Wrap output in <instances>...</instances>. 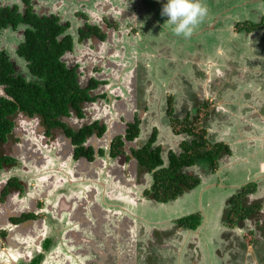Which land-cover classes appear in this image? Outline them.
<instances>
[{
    "label": "flooded vegetation",
    "instance_id": "obj_1",
    "mask_svg": "<svg viewBox=\"0 0 264 264\" xmlns=\"http://www.w3.org/2000/svg\"><path fill=\"white\" fill-rule=\"evenodd\" d=\"M86 1H89L88 5H85ZM103 1L108 2V11H103L104 9L101 7ZM138 2L139 1L136 0H0V9H16V11L22 16H24L27 9L30 8L31 12L38 17L54 16L57 18L58 23L64 27L63 32L60 34V38L69 36L71 37L72 42L71 48L65 50L61 54L60 61L64 64L65 68L74 72L75 81L78 87L77 89L87 95V98L82 99L78 103L79 112L76 108L69 106L68 114H61L56 117L64 125L50 126L39 111H33L30 113L20 107H16L13 113L6 114L5 118L11 122V128L6 133L5 139H0V203H5L12 198L20 199L24 196L29 198V193L31 191L39 187L43 188L44 186H47V183H49V176L55 175L56 173L70 180L72 176L69 172L75 168V165H77L79 161L85 160L88 163L98 164L95 169L99 168V170H101V180L103 185L99 186V188H101V195L99 194L98 196L100 197V200L106 203L105 200L107 195L105 192H102V189L106 186L108 187L107 190L109 195L113 198L110 201L107 200L109 206H112L111 208L115 209L118 207L120 208L121 205L130 204V202H128V200L126 201L127 198L123 197L121 192H117V194L114 195L113 188L109 185L111 180L115 181L113 178L117 176V173L114 172H117L118 168L122 174H124L125 171L126 174L131 172L130 168L124 170L122 163L124 160L122 159L123 156L125 157L126 155H130L137 160V163L143 168L144 174L149 173L151 175L150 179L146 174L145 182L141 183L143 189L141 190L140 197L146 195L148 199L154 202L167 204L180 198L186 191L193 189L184 187V190L174 199L165 202L156 200L152 193L153 185L155 183L154 172L157 168L148 169L146 164L142 163L140 159V157H142V150L149 143L150 150L158 148L154 146L156 133L153 132L147 143L140 149L137 148L138 145L135 142V139L139 136L141 130V122L138 112L143 106V95L135 93L129 89L127 78L122 77L120 69L118 66H115L116 63L122 64L124 72H126L128 71V65L132 61L131 58L133 57L134 52L131 51L128 53V47L126 50L125 44L126 40L129 38L128 36H130V28L135 29V26H137L139 29L140 25L137 22L134 23L135 20L126 23V20H124L121 15V7H128L131 3L145 7L141 1L140 3ZM244 5V3L241 4V6ZM150 11L152 12V10H149V12ZM152 15L155 20L156 18H154L153 13ZM158 20L161 22L160 24L158 22V26L164 27L162 20ZM31 26V23L21 20L15 26H12V22H7L6 26L0 27V70L1 67H3L6 70L5 75L10 79L18 80L23 78L26 83L35 82L36 84L41 85V76L32 71L30 61L26 59L21 51V45L24 44L26 40V29ZM116 27L119 28V30H117ZM130 32L132 36L138 35V31L136 32V30ZM167 32L171 33L169 30ZM258 32V30H255V33L253 34H257ZM127 34L128 36H126ZM117 38H121V41H117ZM115 41L119 43L121 42V45L116 48L120 50L122 46L124 49L119 57L115 54H110L109 45L111 44L113 46L114 43L116 44ZM218 42L219 41H215L214 44H217ZM132 48H135V46H132ZM212 55H215V53L204 58L203 63H208L215 68V65L219 63L215 60L216 57L219 61L222 60V57L217 54L215 55L216 57L213 58ZM151 60L150 65L147 64L148 69L151 71V78L149 76L148 80H152L159 85L162 77L157 76V73L162 64H160L161 61H159L156 56L151 58ZM224 62L230 65H228L229 67L227 69H224V65L222 74H220V72L211 73L204 71L201 73V77L196 79L199 83L198 87H201L204 92H200L199 96L195 97L194 104L195 107H198L194 110L196 115L190 116L191 118L201 119L202 122L208 119V121L211 122L214 118L217 119L216 111L224 110L230 106L237 112L243 110L242 114H244L245 109L239 107L240 104H242V106L245 105L247 100L257 105L260 109H263L264 95H260L261 93L257 95L256 93H253L252 90L248 89V87L247 89H244L245 87L242 85H246V82L255 83L261 88H264V74H259L256 71L258 70L257 68L251 70H246V68L243 69V67L236 65L231 57L224 60L222 63ZM203 66L204 64L202 67ZM238 67H240V69ZM0 74L2 73L0 72ZM243 76L244 78H242ZM241 79L243 80L241 81ZM10 85L11 84L0 82V98L14 102L15 100L13 97L7 92V88H9ZM164 86L165 85H161V88L164 90L162 93L165 96L166 88H163ZM43 87H45L44 84ZM212 91L217 100L222 99L224 102L219 105L216 104L217 100L215 98L208 97V92ZM120 100L126 103L127 110L131 113L129 118L127 117L128 111L126 113V110L120 108V105L116 102ZM201 112H203L202 116L199 114ZM121 119H124L125 124ZM192 119L191 121L188 119L186 122L178 126L176 125L178 130L185 131V128L192 127L197 134H202V139L206 141L207 148H209L213 144L209 143L206 138V129L205 131L202 130L204 128L203 124L199 129L196 128ZM72 120H74L76 124H74ZM65 123L72 125L70 129L74 132H78L89 126L92 127V132L86 135L85 140L81 144H77L74 142L72 136L67 133ZM118 123L123 124L121 128ZM131 124H136L138 127V133L134 137H127V134H130L129 129L131 128ZM262 124H264V122H262ZM259 125L261 124L259 123ZM116 127H118V129ZM101 129H103V131L100 133ZM63 132L65 135L68 134V138H70L69 144L71 146L66 161L62 160L57 155V146H55V143H53L52 140L53 137L61 135ZM256 132H260V134L264 133V127H262L261 130H256ZM188 134L190 135L188 144H190L193 139H196V136L195 134ZM152 137H154L153 141H151ZM94 138L100 140L97 145L90 144ZM218 143L221 142H215L214 144ZM131 146L136 150L132 155V152H128ZM80 147H82L83 152L77 154V150ZM227 147L229 150H232L230 144H228ZM230 153L226 154L225 152H221V157L219 156L220 158L218 159V162L225 156L230 155ZM180 154L175 155L178 156ZM242 158V154L237 155L232 167L230 159L228 160V163L223 162L221 165L227 167L224 168L227 170V173L225 174H223L224 172H221V169L219 171V163L215 169H211L208 163L202 160L195 162L192 165L181 166L179 171L181 174L198 179L199 182L196 186L201 183L205 185H220V182L224 178H227V174L232 171L233 166H235V164H241L239 160L243 161L241 160ZM196 165H198V167ZM163 166H165L164 161ZM185 168H190L193 173L183 172ZM201 169H205L206 172L202 173ZM208 176H212L214 180L212 179L213 181H210L211 179H207ZM246 179L247 180H245L244 184L236 190H232L228 195L221 213L223 214L224 210L227 209L230 197L238 193L241 190V187L249 183L255 184L256 190L246 196L250 203L260 201L261 206L249 218L240 223L239 226L237 225L235 227L241 230L248 229V227L252 225H255L257 228V225H262V222L264 221L262 218V215H264V196H262L264 191V176L261 179L258 178L252 180H249L250 178L247 176ZM66 183H68V181H66ZM131 188L133 192L137 191V186ZM54 192L59 193L61 191L55 190ZM210 199L214 200L215 197L211 196ZM48 200H52V198L48 197L38 200L36 210H32L30 206L25 207V205L24 208L26 209H22L20 214L10 218V222L15 226L25 222L30 217L41 218L43 223L45 222L46 224L44 225L42 232L40 231L41 239H39V244H31L29 252L21 254L22 256L17 259L12 253L2 251V258L5 260H0V264H11L9 261H13V259H15L14 262L18 260L20 262L19 264H40L42 261L41 256L44 251L49 250L57 244L64 221L55 218L47 211V208L45 209ZM29 208L31 211H27ZM199 214L202 215L200 210ZM180 218L162 225L164 227L161 226V229H166L169 224V230L172 229V225L173 229L183 228L184 230H192L180 226L178 224ZM170 224L172 225L170 226ZM161 229L159 227V230ZM228 231L235 233L237 236L240 235L235 229L231 231L229 228H224L222 232L226 233ZM8 235V229L0 228V243L1 248L4 250L8 245ZM18 240L21 243H25L26 239L18 237ZM27 241L29 242V239H27L26 242ZM230 241L233 243L232 238H230ZM227 243L228 242L226 241H221V244L224 246L227 245ZM232 243H230V246L233 245ZM38 254L40 255V258H35Z\"/></svg>",
    "mask_w": 264,
    "mask_h": 264
},
{
    "label": "crops",
    "instance_id": "obj_2",
    "mask_svg": "<svg viewBox=\"0 0 264 264\" xmlns=\"http://www.w3.org/2000/svg\"><path fill=\"white\" fill-rule=\"evenodd\" d=\"M251 3H255V0L250 2L249 5ZM258 5L263 8L264 1L258 3ZM101 7L104 9L103 11H108V2L103 1ZM121 9V15L126 20V23L132 20H135L134 23L137 22L139 25L147 23L148 20L152 24L157 22L156 19H152V21V16L149 15V12L138 4L134 5L131 3L128 7H121ZM149 9L151 8L149 7ZM148 16L150 17L148 18ZM260 20L263 21L264 19L261 18ZM258 37L260 36H257V34L248 37L249 40H253L251 45L256 43V40L259 39ZM120 39L117 38L116 40L121 41ZM117 41H115L116 44L114 43L113 46L109 45V50L111 55L115 54L119 57L124 49L122 46L120 50L116 48L121 45V42ZM132 52H134V55L128 65V71L124 72L122 64L116 63L115 66H118L120 69L122 77L127 78L129 89L143 95V106L138 112L141 130L135 142L138 145L137 148L140 149L147 143L150 135L153 132L156 133L154 146L159 148L164 165L167 166L170 154H180L183 152L184 143H188L189 141L190 135L188 132L179 131L177 126L188 119L191 121L193 117L191 118L190 116L196 115L194 110L198 106L195 107V97H198L200 92H204L201 87H198L199 83L196 79L201 77V73L204 72L201 69L202 65L199 64H202L203 59L206 57H197L194 62L198 65L192 66L190 65L192 62L187 59V56L186 59H180L184 63L171 51H165L162 48H159L157 52L140 51L138 45H136L135 50H132ZM154 56L162 64L157 73V76L162 77L159 85L152 80H148L151 71L148 69L147 64L150 65L151 58ZM167 64L168 66H166ZM178 65L183 68L178 69ZM190 66H192V69L189 68ZM257 68L258 70L256 71L259 74H264V67ZM184 71L190 72L185 76ZM182 76H184L183 79L181 78ZM161 85H165L163 87L166 88L165 96L162 93ZM249 86L250 90L257 95L264 92V88H261L258 84L250 83ZM207 96L216 99L213 91L208 92ZM116 102L120 105V108L126 110V113L128 111L127 117L129 118L131 113L127 110L126 103L122 100ZM222 102L224 100L218 99L216 104L220 105ZM239 108L245 109V113L242 114L243 110L239 112L234 111L230 106L224 110L216 111L217 119L214 118L211 122L208 119L202 122L201 119L196 118H193L192 121L194 125H198V129L203 124L204 128L202 130L205 131L206 129V138L209 143L221 142L232 146L233 151L230 149V155L225 156L218 162L219 171L221 169V172H224L223 174L227 173V170L224 169L227 167H223L221 164L223 162L228 163L230 159L232 167L237 155L242 154L243 158L241 160L243 161L239 160V162L251 163L253 166L257 165L256 169L255 167L254 169L252 168L255 174L254 179H261L264 176L261 175L264 174V133L260 134L256 130L259 129V126H264L262 124L264 122V107L260 109L257 105L247 100L245 105L242 106L240 104ZM199 114L202 116L203 112ZM121 120L122 122L124 121V119ZM72 122L76 124L74 120ZM66 123V128L70 129L72 125ZM118 124L120 128L123 125L122 123ZM116 128L118 129V127ZM190 129L193 130L192 127ZM52 140L55 146H57V155L66 161L71 148L68 134L65 135L63 132L61 135L53 137ZM99 141V139L94 138L90 144L97 145ZM128 152H132V155L136 150L131 146ZM122 160H124L122 161L124 170L130 168L131 172L126 174L125 171L122 174L118 168L117 172H114L117 173V176L113 178L115 181L111 180L109 185L113 188L114 195L117 192H121L123 197L127 198L126 201L130 202V204L121 205L120 208L115 209L109 206L107 200L110 201L113 198L109 195L108 190L105 193L107 195L106 203L100 200L98 196L99 192L101 195V188H99V186H102L101 170L99 168L95 169L98 164L88 163L85 160H81L75 165V168L72 170L74 177L68 180L69 183H66L65 178L56 173L53 177L49 178L47 186L31 191L29 198L27 196L20 199L12 198L5 203H0V228L9 230L8 245L5 250L1 248L0 243V260H5L2 258V251L12 253L17 259L22 256L21 254L29 252L31 244H39V239H41L40 231L42 232L46 224L45 222L43 223L41 218L30 217L25 222L16 226L14 225L12 228L8 227L7 224L10 222L12 216L18 215L22 209H26L24 208L25 205V207L30 206L32 210H36L38 200L51 197L52 200L46 202L45 209H49L47 211L54 217L60 215L61 218L70 221L69 225L71 226L68 230L70 232L68 234L70 239L67 240L69 243L81 247L83 251H91V264H230V262H226L227 255L221 252L222 244L219 237L222 235L223 229L226 228L224 222L221 221V213L228 195L232 190L239 188V185L244 184L247 176L251 177L249 173L252 172V169L246 171L243 182H235L234 179L230 182L221 181L220 185H205L201 183L195 188L186 191L177 200L166 204L154 202L148 199L146 195L140 197L141 190L143 189L141 183L145 182L146 174L150 179L151 175L149 173L144 174L143 168L130 155L123 156ZM196 166L198 167V165ZM201 171L202 173L206 172L205 169H201ZM183 172L191 173L192 171L190 168H185ZM208 178L209 180L211 179L210 181L214 180L212 176H208ZM224 179H228V177ZM72 181L83 182L85 183L84 186L93 187L90 183L92 181L96 183L97 192L93 191L91 193L89 190H85L83 191V196L81 194L73 196L77 195L82 187L76 188V184H71L73 183ZM65 186L67 187L66 189ZM133 186H137L136 192H133L131 188ZM224 186L227 188L224 189ZM55 190L61 192H54ZM211 196L215 197V199H210ZM30 208L27 211H31ZM199 210L202 213V218L201 224L197 229H173L172 224H170V226L172 225L171 230H169V224L166 229H161L164 227L162 225L191 213H199ZM159 227L161 230H159ZM234 229L238 232L241 231L239 228ZM149 230H152L150 232L154 233V240L153 246L146 250L144 240ZM128 235L133 237L132 243H128ZM18 237L26 240L29 239V242L25 240V243H21ZM198 238H201V240ZM195 242L197 243L195 244ZM189 245H195L196 249L191 251ZM249 248L252 249V247ZM49 250L44 251V253L46 254ZM44 253L41 256L42 261L40 264L45 259ZM150 253H153V257L150 256ZM214 253H217V255ZM37 257L40 258V255L38 254L35 258ZM210 257L214 258V263H212ZM251 257L250 259L246 257L243 263L248 264V260H250V264H260L258 262V255L254 254ZM14 261L15 259L9 262L11 264L20 263L18 260Z\"/></svg>",
    "mask_w": 264,
    "mask_h": 264
},
{
    "label": "trees",
    "instance_id": "obj_3",
    "mask_svg": "<svg viewBox=\"0 0 264 264\" xmlns=\"http://www.w3.org/2000/svg\"><path fill=\"white\" fill-rule=\"evenodd\" d=\"M21 20L32 24L31 27L26 29V40L21 45V51L26 59L30 61L32 71L41 76L42 86L35 82L26 83L23 78L18 80L10 79L5 75L6 70L1 67L0 82L11 84L7 88V92L15 101L11 102L0 98V139H5L6 133L11 128V122L5 116L13 113L16 107H20L30 113L39 111L50 126L64 125L56 117L61 114H68L69 106L76 108L79 112V101L87 98L86 93L77 89L74 72L65 68L60 61L61 54L71 48L72 42L69 36L60 38L64 27L58 23L57 18L54 16L38 17L31 12L30 8L27 9L24 16L17 12L16 9H0V27L6 26L7 22H12V26H15ZM249 28L244 27L240 30L252 31ZM43 84L45 87H43ZM130 126V134H127V137H134L138 133V127L136 124H131ZM184 130L192 135L196 133L195 130L190 128H185ZM102 131L103 129H101L100 133ZM91 132V126L85 127L78 132L67 129V133L72 136L77 144H81L85 140L86 135ZM196 134V139H193L190 144L184 143V151L180 155L170 154L167 166H163L159 148L150 150L149 143L142 150V157H140L142 163L146 164L148 169L157 168L154 172L155 183L152 193L156 200L165 202L174 199L184 190V187L194 188L198 184V179L180 173L181 166L192 165L202 160L207 162L211 169H215L218 159L221 157V152L230 153L227 145L222 143L213 144L207 148V143L202 139V134ZM153 140L154 137H152L151 141ZM80 152H83L82 147L78 148L77 154ZM255 190L256 185L249 183L230 197L228 207L224 210L221 217L224 224L227 225L226 228L232 231L260 208V201L250 203L246 196ZM200 223L201 215L199 213H191L178 220L180 226L192 230H195ZM222 236L221 241L225 242L229 237L236 239L237 235L228 231L226 233L222 232ZM238 244V248L243 251V242ZM237 254L230 255L235 263H238L239 257L241 259L243 255L242 253ZM230 256L227 255V258H230ZM226 262L230 261L226 260Z\"/></svg>",
    "mask_w": 264,
    "mask_h": 264
},
{
    "label": "rangeland",
    "instance_id": "obj_4",
    "mask_svg": "<svg viewBox=\"0 0 264 264\" xmlns=\"http://www.w3.org/2000/svg\"><path fill=\"white\" fill-rule=\"evenodd\" d=\"M136 1H139L138 3H140L141 1V3L144 4L143 6L146 7H143L146 11L149 12V10H152V12H149V15L152 16L151 20L153 19V13L154 18H156L157 22L152 24V22L148 20L147 23H141L139 29L137 28V26H135V29L130 28V36H128L129 33L126 36H128V39L131 40L127 39L125 44L126 50L128 47V53L134 50L136 48V45H138V48L141 51L149 52H157L159 48H162L165 49V51H171L174 55H176L177 58H179V60L183 58L186 59L187 56V59L192 62L190 63V65L192 66L195 64L198 65L194 62L197 57H207L208 55L215 53V55L218 54V56L220 55V57H222V60L219 61L215 55H212L213 58L216 57L215 60L219 62L217 65H215V68L213 66H210V64L208 63H200L199 65L204 64V66L201 67L202 71L211 73L220 72V74L223 73L222 70L224 65V69H227L229 67L228 65L230 64L226 62L222 63L229 57L232 58L236 65L243 67V69L246 68V70L256 69L257 67H264V20H260L261 18L264 19V7L262 8L258 5V3L264 0H255V3H251L250 5L249 3L253 2L254 0H216L215 2L214 0H201L202 4L207 7L208 13L195 26L193 33L189 38H184L182 36L175 35V33L173 32V26L167 22V17L161 15L162 6L166 2V0ZM242 3H244L245 5L241 6ZM88 4L89 1H86L85 5ZM148 7H150L151 9H148ZM256 9H258V11H256ZM150 16H148V18ZM158 19L162 20V24L164 27L158 26ZM160 23L161 22H159V24ZM244 27H250L252 31L249 32L245 30H240ZM116 29L119 30V28L117 27ZM132 30H136V32L138 31V35H136L138 39L137 37L132 36L130 32ZM168 30L171 31V33H168ZM255 30L259 31V33H257V36L260 37H258L259 39L256 40V43L254 45H251L253 40H249L248 37L250 35H253V33H255ZM215 41L219 42L217 44H214ZM132 46H135V48H132ZM166 66H168V64ZM192 66H190L189 68L192 69ZM180 68L183 67L178 65V69ZM238 68L240 69V67ZM189 72L184 71V75L187 76ZM183 77L184 76H182L181 78L183 79ZM242 78H244V76ZM242 80L243 79H241V81ZM245 84L246 85H242L245 87L244 89H247V87L250 89V83L246 82ZM162 91L164 90L162 89ZM260 95H264V92ZM195 126L196 128H198L197 124H195ZM262 127L264 126H259V130H261ZM256 166L257 165L253 166V164L251 163L244 162L241 164H235V166H233L232 168V171L227 174L228 179H223L222 181L230 182L235 179V182H243L245 180L244 174L246 173V171L248 169H254V167L256 169ZM253 169L252 172L249 173L251 175L249 180L255 178ZM66 188L67 187H65V189ZM223 188L225 189L227 187L224 186ZM262 196H264V191ZM262 218L264 219V215H262ZM225 226L227 227L226 224ZM257 226L258 227L256 228L255 225H252L248 227V229L239 231L238 234L240 233V235L236 236V240L233 238V243L230 241V237L228 238V240H226V242H228L229 244L228 246H222V253H225L228 256H233V254L238 255L237 253L243 254L241 256V259L239 257L238 263H235L232 260V256H230V258H226V260L230 261L232 264H242L246 257L250 259L252 258L251 256L255 254L258 255V262L260 264L264 263V221L262 222V225L259 224ZM150 231L152 230L148 231V234L144 240L146 244H144L146 250L147 248L149 249L153 246L152 243L154 240V233ZM219 238L222 240L223 236L221 235ZM198 239L201 240V238ZM59 241L60 240H58V242ZM240 242H243V251L241 248H238V243ZM196 243L197 242H195V244ZM230 243H232L233 245L230 246ZM189 247L191 251H194L196 249L195 245H189ZM249 247H252V249ZM214 254L217 255V253ZM150 256L153 257V253H150ZM210 260L212 261V263H214L213 257H210ZM248 262V264H250L251 261L248 260Z\"/></svg>",
    "mask_w": 264,
    "mask_h": 264
},
{
    "label": "water",
    "instance_id": "obj_5",
    "mask_svg": "<svg viewBox=\"0 0 264 264\" xmlns=\"http://www.w3.org/2000/svg\"><path fill=\"white\" fill-rule=\"evenodd\" d=\"M72 171L69 172V174L74 177L73 172ZM53 177L49 176V178ZM65 181H68V179L66 177ZM85 181V180H84ZM73 183L71 184H76V188H81L77 193V195H73V196H79V194H81V196H83V191L85 190H89L91 193H93V191L97 192V186L96 183L94 182H90L91 185H93V187L91 186H84L85 183L83 182H76V181H72ZM69 183V182H68ZM98 183V182H97ZM103 185V184H102ZM107 187L105 186L102 189V192L106 193ZM88 192V191H87ZM100 194V192H99ZM85 196V195H84ZM86 196H88L86 194ZM86 198V197H85ZM49 210V209H48ZM51 211V210H50ZM55 218H58L59 220L64 221V225L62 226L63 228L61 229V240L58 242V244H56L54 247H52L46 254H45V259L43 261L42 264H91L92 262V252L91 251H83V249L79 246H77L76 244H71L69 243V241L67 239H70V236L68 235L70 232H68L69 228L71 225L70 221L68 219H64L61 218L60 215H56ZM8 227L12 228L14 227V225L9 222L7 224ZM113 226H115V224H113ZM116 228V227H115ZM133 237H130L128 235V243H132Z\"/></svg>",
    "mask_w": 264,
    "mask_h": 264
},
{
    "label": "clouds",
    "instance_id": "obj_6",
    "mask_svg": "<svg viewBox=\"0 0 264 264\" xmlns=\"http://www.w3.org/2000/svg\"><path fill=\"white\" fill-rule=\"evenodd\" d=\"M208 9L201 0H166L161 15L173 26L177 36L189 38L195 26L207 15Z\"/></svg>",
    "mask_w": 264,
    "mask_h": 264
}]
</instances>
